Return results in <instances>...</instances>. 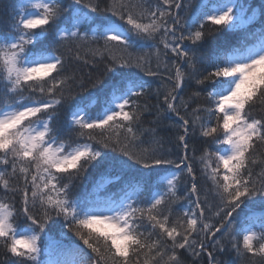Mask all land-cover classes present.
I'll return each instance as SVG.
<instances>
[{
  "label": "snow or ice",
  "instance_id": "snow-or-ice-1",
  "mask_svg": "<svg viewBox=\"0 0 264 264\" xmlns=\"http://www.w3.org/2000/svg\"><path fill=\"white\" fill-rule=\"evenodd\" d=\"M250 8L16 0L0 24V264H264V5ZM93 167V192L74 194ZM58 219L78 242L48 234Z\"/></svg>",
  "mask_w": 264,
  "mask_h": 264
},
{
  "label": "trees",
  "instance_id": "trees-1",
  "mask_svg": "<svg viewBox=\"0 0 264 264\" xmlns=\"http://www.w3.org/2000/svg\"><path fill=\"white\" fill-rule=\"evenodd\" d=\"M242 2L246 3L247 5H250L251 8L249 9V15L252 14L251 9H256L257 12L261 9V6L264 5V0H242ZM16 3V0H0V24L6 25L8 23L9 16L12 13L13 5ZM261 19L258 18L252 25L249 26V30L257 29L260 27ZM206 31H213L214 29L210 25L205 26ZM242 35L241 31L236 32H224V33H216L215 38L207 40L204 44L200 46V52L203 54L206 58L212 54V48L214 44H219L224 41H229L231 43H235L240 36ZM95 76V73L93 74ZM158 85L154 84L153 87H156ZM196 90L192 87H186L185 92L182 93V95H187L189 92ZM84 94L77 95L76 98L72 101L71 106H66L60 109V122L61 124H66L68 119L70 118V110L71 108H74L77 104L80 103L81 99L83 98ZM150 104H155V98L153 97H147L146 98ZM87 102V101H86ZM143 102V101H142ZM199 103L210 106L208 102L201 98ZM93 112L96 111V108L92 109ZM151 120V116L145 117V126H149L148 122ZM162 135H167L166 133H162ZM191 147L200 148L201 144L199 142L193 141L190 142ZM212 151H215L216 148L212 147ZM196 155L199 156L200 152L197 151ZM199 165L194 164V168L198 169ZM104 169L103 167H93L86 172L80 181L77 182V187L74 190V194H80L83 195L85 193H91L94 190V185L97 181L101 180V174L103 173ZM203 183V181H201ZM118 187L117 183H110L106 186V190L101 193V195H110L112 194L116 188ZM182 195L183 193H179ZM63 221L62 219L56 220L55 223H50L47 232L49 235H51L54 239H61L62 236H64L63 242L65 244L69 243L70 241H76V238L73 236V234L67 232L66 228L62 229ZM45 242H42V246ZM2 251V249H0ZM222 258L225 261V264H232V262L235 260L234 254H225ZM186 264H192L191 258H186Z\"/></svg>",
  "mask_w": 264,
  "mask_h": 264
},
{
  "label": "rangeland",
  "instance_id": "rangeland-1",
  "mask_svg": "<svg viewBox=\"0 0 264 264\" xmlns=\"http://www.w3.org/2000/svg\"><path fill=\"white\" fill-rule=\"evenodd\" d=\"M248 15H249V13H248Z\"/></svg>",
  "mask_w": 264,
  "mask_h": 264
}]
</instances>
